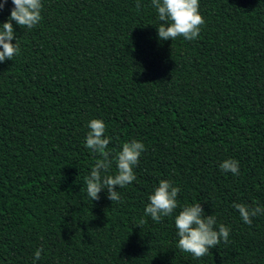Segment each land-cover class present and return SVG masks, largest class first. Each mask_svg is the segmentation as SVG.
<instances>
[{"label": "trees", "instance_id": "trees-1", "mask_svg": "<svg viewBox=\"0 0 264 264\" xmlns=\"http://www.w3.org/2000/svg\"><path fill=\"white\" fill-rule=\"evenodd\" d=\"M137 2L42 0L36 27L12 22L20 52L0 63V264H264V214L246 224L233 207H264V0H199L205 24L191 41L160 40L151 0ZM92 119L110 137L109 175L125 142L145 145L119 201L87 195L100 158L86 147ZM226 159L239 175L220 168ZM161 180L180 189L178 207L155 222L145 208ZM196 203L230 229L200 259L177 247L175 227Z\"/></svg>", "mask_w": 264, "mask_h": 264}, {"label": "clouds", "instance_id": "clouds-1", "mask_svg": "<svg viewBox=\"0 0 264 264\" xmlns=\"http://www.w3.org/2000/svg\"><path fill=\"white\" fill-rule=\"evenodd\" d=\"M8 0L0 2L2 11ZM13 8L7 22L0 25V63L13 60L19 54L13 21L21 28L33 29L42 20V0H11ZM156 9L160 21L158 38L162 41L175 40L183 37L185 40L198 38L205 19L199 11V0H151ZM140 7L139 0L137 8ZM87 127L90 131L86 137V147L100 157L92 167L90 175L86 178L87 195L92 201L100 199V193L107 190V198L114 201L120 200L117 188H123L136 180L134 168L139 164L141 154L145 151V145L137 140L125 142L122 150L116 155L115 163L117 172L109 175L113 160L107 150L110 137L105 135L106 125L100 119H92ZM224 172L239 175V162L235 159H226L220 164ZM178 187L173 186L168 180H161L158 187L148 199L145 215L150 216L155 222H160L163 217L171 216L178 207ZM235 207L244 223L251 224L252 217L264 214V207H249L246 204L237 203ZM175 227L179 237L177 247L190 253L194 258L200 259L210 253V249L217 247L222 241L228 243L230 229L223 224L216 228V218L213 215H205L201 204L196 203L185 206L175 216ZM42 248L34 254V262L41 257Z\"/></svg>", "mask_w": 264, "mask_h": 264}]
</instances>
